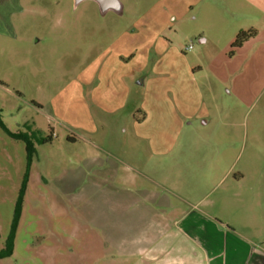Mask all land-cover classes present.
Wrapping results in <instances>:
<instances>
[{
	"label": "rangeland",
	"instance_id": "rangeland-1",
	"mask_svg": "<svg viewBox=\"0 0 264 264\" xmlns=\"http://www.w3.org/2000/svg\"><path fill=\"white\" fill-rule=\"evenodd\" d=\"M120 2L121 12H102L94 0H0V250L19 208L13 253L0 264H163L133 245L150 216L134 208L120 217L130 229L119 227L96 185L161 195L160 182L229 168L180 163L183 142L226 138L234 161L215 190L214 179L201 184L192 201L201 200L202 209L239 172L264 178V44L254 56L248 47L232 48L229 27L243 24L218 11L223 0ZM229 95L221 105L231 115H221L213 99ZM186 111L196 115L198 133L179 134ZM221 122L233 123L230 140L217 132L229 126ZM35 131L30 148L14 136ZM168 146L174 150L165 154ZM116 168L113 185L105 179ZM125 198L144 205L141 196Z\"/></svg>",
	"mask_w": 264,
	"mask_h": 264
},
{
	"label": "crops",
	"instance_id": "crops-1",
	"mask_svg": "<svg viewBox=\"0 0 264 264\" xmlns=\"http://www.w3.org/2000/svg\"><path fill=\"white\" fill-rule=\"evenodd\" d=\"M218 11L231 16L232 22L239 19L243 24L237 27L230 25L231 40H234L241 30H256V34L241 47H248V52L253 56L261 52L262 44H264V0H223ZM200 42L205 43L206 38L200 37ZM220 81L224 84L228 82L222 79ZM227 100L232 101V97L229 95L225 98L213 99L214 103L221 106V115H231L232 107L221 105L226 104ZM237 102L244 103L243 97H237ZM186 103L189 104V102ZM183 116L186 121L180 123L179 134L198 133L199 128L194 118L196 115L186 111ZM209 123L210 119H203L201 127L205 128ZM221 124L229 126L225 129L218 128L217 132L220 131L222 136H229L230 140L233 123L221 122ZM224 142V144L211 142L204 145L183 142L177 145L178 152L184 157H181L179 162L184 165L219 168L226 167L228 164L229 168L220 176L195 177L193 174L186 179L182 177L177 181L160 182L161 187L166 191L161 195L152 190L141 192L119 185H115L113 190H107L96 185L97 196L102 199V206H107L111 212L119 216V227L123 224L124 229H130L124 221L125 217L123 219L120 217L131 215L135 209L143 213L145 217L150 216L149 227L145 226L141 237L133 242L137 253L149 257L151 261L155 259L163 264H264V178L262 173L249 177L241 171L231 177L227 191L216 198L209 209L200 207L201 200L192 201L201 189V184L214 179L211 190H215L224 179L230 177L229 172L234 161L231 158L229 160L231 151L227 147L226 138ZM173 150L174 146H168L164 153L169 154ZM202 157H210V159ZM116 160L125 165L128 170L133 169L120 156H116ZM252 163L253 165L255 163V166L260 164L258 160ZM115 166L118 167V165ZM117 170V168L114 169L113 175H107L105 180L116 181ZM105 180L98 179V183H103ZM127 195L141 196L143 198L141 202H144V205H139L140 202L133 205L129 202L130 200H126ZM171 195L178 199V203L171 202ZM174 214L178 218L170 219L169 216ZM172 236L178 239L179 244L185 241L188 251L185 246L168 242L167 238ZM156 251L160 253L159 257L153 255Z\"/></svg>",
	"mask_w": 264,
	"mask_h": 264
},
{
	"label": "trees",
	"instance_id": "trees-1",
	"mask_svg": "<svg viewBox=\"0 0 264 264\" xmlns=\"http://www.w3.org/2000/svg\"><path fill=\"white\" fill-rule=\"evenodd\" d=\"M256 34V30H241L235 37L233 43H232V48H239L241 47L246 41H248L250 38H252L254 35ZM27 128H31L29 125H26ZM39 133V131H35L33 132V134H28V133H24V132H18L16 134H14L15 137L17 138H22L24 139V141L27 143L28 147L30 148L33 144V138H37L36 134ZM34 136V137H33ZM48 139L45 138H41L38 139L39 142L44 143L46 142ZM19 216V208H17L16 211V216H15V222H14V228H13V232L12 235L9 238V241L7 243V246L5 249L0 250V258L9 256L13 253V249H14V233H15V228H16V224H17V219Z\"/></svg>",
	"mask_w": 264,
	"mask_h": 264
},
{
	"label": "water",
	"instance_id": "water-1",
	"mask_svg": "<svg viewBox=\"0 0 264 264\" xmlns=\"http://www.w3.org/2000/svg\"><path fill=\"white\" fill-rule=\"evenodd\" d=\"M84 0H74L75 6ZM99 4V7L102 12H106L109 9H113L117 12H121L122 4L120 0H94Z\"/></svg>",
	"mask_w": 264,
	"mask_h": 264
},
{
	"label": "built area",
	"instance_id": "built-area-1",
	"mask_svg": "<svg viewBox=\"0 0 264 264\" xmlns=\"http://www.w3.org/2000/svg\"><path fill=\"white\" fill-rule=\"evenodd\" d=\"M192 48H193V46H192V45H189V46L186 47V50L189 51V50H191Z\"/></svg>",
	"mask_w": 264,
	"mask_h": 264
},
{
	"label": "flooded vegetation",
	"instance_id": "flooded-vegetation-1",
	"mask_svg": "<svg viewBox=\"0 0 264 264\" xmlns=\"http://www.w3.org/2000/svg\"><path fill=\"white\" fill-rule=\"evenodd\" d=\"M109 10H113V9H109Z\"/></svg>",
	"mask_w": 264,
	"mask_h": 264
}]
</instances>
